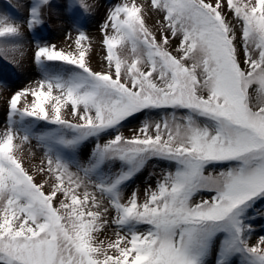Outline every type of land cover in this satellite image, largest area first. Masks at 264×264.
Wrapping results in <instances>:
<instances>
[{
	"label": "snow or ice",
	"instance_id": "1",
	"mask_svg": "<svg viewBox=\"0 0 264 264\" xmlns=\"http://www.w3.org/2000/svg\"><path fill=\"white\" fill-rule=\"evenodd\" d=\"M48 5L31 6L30 30L43 23ZM150 5L162 17L159 39L135 0L109 11L102 26L108 71L90 67L83 32L74 52L37 46L34 59L45 76L11 97L0 133V264H208L210 254L215 264H233L236 256L241 264H264V236L250 245L248 222L249 210L264 200V0ZM78 6L90 10L86 0ZM20 35L18 25L0 17V38ZM8 51L0 47V56ZM46 62L73 67L50 74ZM68 108L78 122L64 117ZM167 109L154 125L144 120L139 135L116 134L97 142L86 163L76 159L89 138L99 141L146 110ZM25 117L55 127L33 137ZM33 138L45 148L37 171L52 179L48 192L17 156ZM151 160L174 170L163 172L142 202L135 191L125 201L123 188ZM106 165L114 170L105 174ZM216 165L223 170L205 175ZM202 192L213 194L197 201ZM109 226L116 239L105 246L96 234Z\"/></svg>",
	"mask_w": 264,
	"mask_h": 264
},
{
	"label": "rangeland",
	"instance_id": "2",
	"mask_svg": "<svg viewBox=\"0 0 264 264\" xmlns=\"http://www.w3.org/2000/svg\"><path fill=\"white\" fill-rule=\"evenodd\" d=\"M86 2L90 10L85 13L78 6V0H49V5L42 9L43 23L30 30L27 21L30 8L36 3V0H0V17H7L8 22L18 25L21 32V35L17 38H0V47L9 49L6 56H0V133H3L8 125L11 97L18 91L37 88L39 82L45 76V70L36 64L34 59L38 45L55 46L58 50L74 52L78 32H83L88 38L83 42L85 47L91 46L86 58L90 67L94 71H108L109 65L105 60L106 50L103 45L104 32L102 31V26L109 11L116 4L124 2V0H86ZM135 2L142 7L147 27L159 39L161 30L158 21L162 19L161 15L151 8L150 0H135ZM225 11H227L226 8ZM227 18L230 22L235 23L231 15H228ZM236 27L238 28L239 26L236 25ZM177 44L178 41L173 40L169 50L174 52ZM122 55L127 56L128 52L125 51ZM46 64L47 72L50 74H65L73 67L63 62H46ZM53 94H56L55 91ZM26 99L30 104L33 97L28 96ZM253 103H257L255 94H253ZM24 104L25 98H21L18 107L23 108ZM46 107H48L47 104ZM70 111V108L62 109V114L65 118L78 122L76 117L70 115ZM170 112L171 109L146 110L143 115L137 114L136 118H129L122 122V125L117 130H110L109 134L102 135L99 141L94 137L89 138L77 150L76 159L84 164L87 162L97 142L103 144L116 134H121L127 138L139 135V129L144 120L147 119L154 125L156 122H160L163 117L169 115ZM182 114V112L177 113L178 116ZM14 119L19 121L20 118L17 116ZM24 123L31 125L33 137L42 132L50 131L55 127L47 122L37 121L28 117H25ZM16 127L18 130L21 128L19 124ZM14 143L19 144V141H14ZM44 152L45 148L39 146L36 139L33 138L30 143L21 146L17 156L23 161V166L34 176L35 181L44 184V191L48 192L50 191L52 179L46 173L37 171L44 160ZM65 154L67 155V153ZM72 170L76 171L75 167ZM112 170H114L113 165L103 167L105 174ZM168 170H174V167L167 161H149L144 170L123 188V199L126 201L135 191L142 202L145 198V190L149 187L154 189L156 181L161 178L163 172ZM221 170H223L222 165L209 166L205 169V175H216ZM212 194L202 192L196 197V200L198 201L201 198L210 199ZM96 195L102 201V207L107 206L106 198L102 197L99 192ZM60 198L62 199L63 197ZM56 206H59L58 202ZM112 215H115V213L113 212ZM248 215V222L252 227L249 244L255 245L259 238L264 236V200H257L254 207L249 210ZM138 228L140 231H145L147 226L141 225ZM115 231V226H109L106 230L96 234L97 240L103 241L106 246L108 241L116 239ZM215 259V254H210L208 264H215ZM233 264H241V257H233Z\"/></svg>",
	"mask_w": 264,
	"mask_h": 264
}]
</instances>
